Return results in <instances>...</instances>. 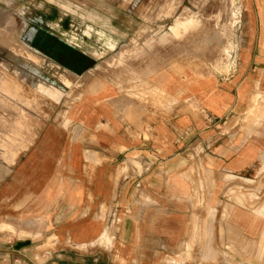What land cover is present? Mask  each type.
<instances>
[{
    "label": "crops",
    "instance_id": "0c3cea01",
    "mask_svg": "<svg viewBox=\"0 0 264 264\" xmlns=\"http://www.w3.org/2000/svg\"><path fill=\"white\" fill-rule=\"evenodd\" d=\"M230 3L231 72H160L138 96L88 81L62 121L13 152L0 264H264V204L244 199L264 195V127L234 124L264 89V0Z\"/></svg>",
    "mask_w": 264,
    "mask_h": 264
},
{
    "label": "rangeland",
    "instance_id": "374dc122",
    "mask_svg": "<svg viewBox=\"0 0 264 264\" xmlns=\"http://www.w3.org/2000/svg\"><path fill=\"white\" fill-rule=\"evenodd\" d=\"M2 1L8 12L0 19V172L13 164L14 151H18L16 157L25 155L47 124L64 119L87 89L88 81L117 83L138 96L144 92L143 84L157 80L160 72L177 71L194 78L226 74L234 69L230 62L237 60L232 49L239 24L232 25L229 20L233 9L230 0ZM28 19L44 22L55 34L79 44L94 58L90 67L72 73L43 52L31 49L21 38ZM230 45L233 48L227 50ZM29 51L35 59L29 62L39 64L40 73L50 76L47 83L66 86L59 100L31 89V74L18 61H28ZM40 73L37 75L46 80ZM69 78L70 86L66 85ZM6 80L8 90L4 89ZM237 123L264 127V89L242 120L234 121ZM244 199L253 210L264 204V195H245ZM187 260L193 264H236L220 258Z\"/></svg>",
    "mask_w": 264,
    "mask_h": 264
},
{
    "label": "flooded vegetation",
    "instance_id": "af4514ba",
    "mask_svg": "<svg viewBox=\"0 0 264 264\" xmlns=\"http://www.w3.org/2000/svg\"><path fill=\"white\" fill-rule=\"evenodd\" d=\"M47 24L28 19V25L21 38L35 52H43L64 68L79 73L90 67L94 58L81 49L79 44L65 40L46 27Z\"/></svg>",
    "mask_w": 264,
    "mask_h": 264
},
{
    "label": "bare ground",
    "instance_id": "6f19581e",
    "mask_svg": "<svg viewBox=\"0 0 264 264\" xmlns=\"http://www.w3.org/2000/svg\"><path fill=\"white\" fill-rule=\"evenodd\" d=\"M162 15H166V16H169V13H166V12H162L160 13ZM173 23V22H172ZM166 27V26H165ZM176 27V23L175 25H173L171 27L170 30H173L174 28ZM165 30V29H164ZM174 32V31H173ZM172 34V33H171ZM28 61L27 60H24V59H21V58H18V61L20 63H22L24 66L23 67V70L30 75V78L28 79V83L31 87L32 90H35V91H39V92H42V93H47V95L52 99V100H59L60 97L64 94V91H65V88L66 86L61 84V83H57V84H49L47 83V79H51L49 78L50 76H46L44 75L42 72L40 73V70L37 66H39V64H37L36 62V65L35 64H32L30 63L29 61L31 62H34L35 59L32 58L31 54H30V51H29V56L27 57ZM43 59V58H42ZM20 70V69H19ZM18 70V71H19ZM22 70V71H23ZM18 71H15L18 73ZM14 72V74H16ZM37 73H40L42 76L44 75L46 80L44 78H42L41 76L37 75ZM43 76V77H44ZM20 77V76H19ZM9 80H6L4 82V89L5 90H8L9 89ZM12 82V81H11ZM15 83V82H14ZM16 84V83H15ZM72 84V80L69 78V80L67 81V84L68 86H70ZM18 85V84H17ZM16 88V87H15ZM46 95V94H45Z\"/></svg>",
    "mask_w": 264,
    "mask_h": 264
}]
</instances>
